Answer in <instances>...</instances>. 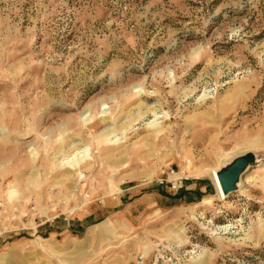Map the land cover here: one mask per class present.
<instances>
[{
    "label": "rangeland",
    "instance_id": "374dc122",
    "mask_svg": "<svg viewBox=\"0 0 264 264\" xmlns=\"http://www.w3.org/2000/svg\"><path fill=\"white\" fill-rule=\"evenodd\" d=\"M0 200V264H264V0H0Z\"/></svg>",
    "mask_w": 264,
    "mask_h": 264
},
{
    "label": "water",
    "instance_id": "95a60500",
    "mask_svg": "<svg viewBox=\"0 0 264 264\" xmlns=\"http://www.w3.org/2000/svg\"><path fill=\"white\" fill-rule=\"evenodd\" d=\"M247 165V157H239L219 171L218 177L225 194L230 193L237 188V182L241 172Z\"/></svg>",
    "mask_w": 264,
    "mask_h": 264
},
{
    "label": "bare ground",
    "instance_id": "6f19581e",
    "mask_svg": "<svg viewBox=\"0 0 264 264\" xmlns=\"http://www.w3.org/2000/svg\"><path fill=\"white\" fill-rule=\"evenodd\" d=\"M73 146H75L74 144H73ZM85 150V149H84ZM83 149H78L77 148V152H76V154L73 156V157H67V160H69L70 162L69 163H73L75 160H77V157H78V155H79V153H81L82 151H84ZM74 163H76V161L74 162ZM71 166H73V164L72 165H70V167ZM218 171H216V173H215V180H216V184H217V187H218V190H219V192H220V195H221V197H223V198H225V196H226V194L223 192V190H222V187H221V184H220V181H219V177H218ZM237 185L236 186H238V182L236 183ZM17 195V192L15 191V190H11L10 192H9V197L10 198H14L15 196ZM43 212V211H42ZM44 213V212H43Z\"/></svg>",
    "mask_w": 264,
    "mask_h": 264
},
{
    "label": "built area",
    "instance_id": "2783aa9c",
    "mask_svg": "<svg viewBox=\"0 0 264 264\" xmlns=\"http://www.w3.org/2000/svg\"><path fill=\"white\" fill-rule=\"evenodd\" d=\"M161 183H162V180H161ZM175 186L181 188L182 187L181 181H179V184H176ZM0 201H1L0 206L2 209H4V201L3 200H0ZM8 223L9 222H5V224L0 223V229H6L8 226Z\"/></svg>",
    "mask_w": 264,
    "mask_h": 264
},
{
    "label": "crops",
    "instance_id": "0c3cea01",
    "mask_svg": "<svg viewBox=\"0 0 264 264\" xmlns=\"http://www.w3.org/2000/svg\"><path fill=\"white\" fill-rule=\"evenodd\" d=\"M50 231H51V234H55V233H57V232H52V229H50ZM54 231H57V229L54 230Z\"/></svg>",
    "mask_w": 264,
    "mask_h": 264
}]
</instances>
